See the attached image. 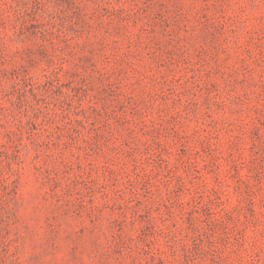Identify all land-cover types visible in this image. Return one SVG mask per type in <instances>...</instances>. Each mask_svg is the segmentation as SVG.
<instances>
[{
    "label": "rangeland",
    "instance_id": "374dc122",
    "mask_svg": "<svg viewBox=\"0 0 264 264\" xmlns=\"http://www.w3.org/2000/svg\"><path fill=\"white\" fill-rule=\"evenodd\" d=\"M0 264H264V0H0Z\"/></svg>",
    "mask_w": 264,
    "mask_h": 264
}]
</instances>
